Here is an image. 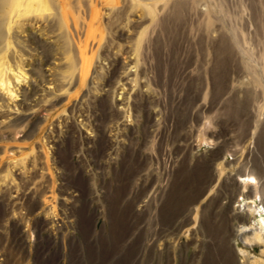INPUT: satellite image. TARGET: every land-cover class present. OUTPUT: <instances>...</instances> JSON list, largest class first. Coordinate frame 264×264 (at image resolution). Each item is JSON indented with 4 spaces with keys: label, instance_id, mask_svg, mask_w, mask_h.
Listing matches in <instances>:
<instances>
[{
    "label": "rangeland",
    "instance_id": "374dc122",
    "mask_svg": "<svg viewBox=\"0 0 264 264\" xmlns=\"http://www.w3.org/2000/svg\"><path fill=\"white\" fill-rule=\"evenodd\" d=\"M2 75L0 264H264V0H0Z\"/></svg>",
    "mask_w": 264,
    "mask_h": 264
},
{
    "label": "bare ground",
    "instance_id": "6f19581e",
    "mask_svg": "<svg viewBox=\"0 0 264 264\" xmlns=\"http://www.w3.org/2000/svg\"><path fill=\"white\" fill-rule=\"evenodd\" d=\"M30 7V6H29ZM3 68V67H2ZM4 70V69H3ZM23 74L21 73L20 75H18L17 76V81L18 82H21V79L23 78L24 79V76H22ZM5 75H2V76H0V89L2 88V90L5 88H7V90H8V92L11 94V96L10 97H12L13 99L15 98V92L13 91V89H11L12 87V85H11V83H8L7 81H5ZM7 79V78H6ZM11 79V78H10ZM10 82V81H9ZM21 84V83H20ZM14 101V100H13ZM261 214V213H260ZM262 227V229L264 228V223H262V225H261ZM247 230H249V229H247ZM264 230V229H263ZM249 232V231H248ZM263 234V233H262ZM259 237V236H258ZM263 237V236H262ZM259 238H261V236L259 237Z\"/></svg>",
    "mask_w": 264,
    "mask_h": 264
}]
</instances>
